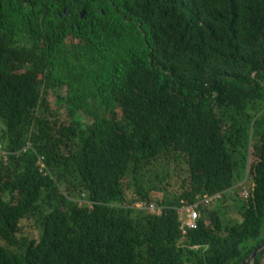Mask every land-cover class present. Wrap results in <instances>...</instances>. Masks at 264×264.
<instances>
[{"label":"trees","instance_id":"obj_1","mask_svg":"<svg viewBox=\"0 0 264 264\" xmlns=\"http://www.w3.org/2000/svg\"><path fill=\"white\" fill-rule=\"evenodd\" d=\"M0 133V264H264V0H0Z\"/></svg>","mask_w":264,"mask_h":264},{"label":"built area","instance_id":"obj_2","mask_svg":"<svg viewBox=\"0 0 264 264\" xmlns=\"http://www.w3.org/2000/svg\"><path fill=\"white\" fill-rule=\"evenodd\" d=\"M30 148H32V146L29 143L28 146L24 149V151ZM0 157L6 159V153L2 149L1 133H0ZM38 165H40L43 168L46 167L44 164V158L42 156L39 157ZM250 179L251 178L249 177L248 174L246 180L242 184H240V186L243 187L242 196L246 200H249L255 188L254 182H252L251 185L249 186L246 185ZM223 198H224V193H217L214 195L205 194L203 196H198L197 202L195 204L184 205L180 207L178 209V214H179V220L181 222V230L183 231V233L186 234L188 230H195L198 228L199 221L202 218L201 207L207 208L215 204L216 202L223 200ZM160 202L161 199L152 198V200L149 203H145L144 201H136L127 206L131 208H135L137 210L146 211L149 214L155 216H161L164 212L165 206L161 205Z\"/></svg>","mask_w":264,"mask_h":264},{"label":"rangeland","instance_id":"obj_3","mask_svg":"<svg viewBox=\"0 0 264 264\" xmlns=\"http://www.w3.org/2000/svg\"><path fill=\"white\" fill-rule=\"evenodd\" d=\"M49 101H50L51 105L54 106L53 105L54 104V102H53L54 101L53 95H50ZM254 160H255V158H254V149L252 148L251 154H250V161L251 162H254ZM179 173H181V172H179ZM127 182H128V179H126V181H124V184H127ZM252 182H253V180L250 179L247 182L246 185L249 186V185H251ZM242 192H243V187L240 186V185H238L237 187H235V189L233 190L232 193L234 194L235 197H237L238 199H241V200H243L245 202L247 200L245 198H243ZM133 195H134L133 188H128L127 191H126V197H127V200H128L129 203H130L131 200H133ZM152 197H153V199H162L163 194L162 193H158V192H154V193H152ZM231 202H233V201L231 200ZM126 205H129V204H126ZM231 206H232L233 209H235L234 203H232ZM34 233L35 234H38L39 233L38 228H36V230L34 231Z\"/></svg>","mask_w":264,"mask_h":264},{"label":"water","instance_id":"obj_4","mask_svg":"<svg viewBox=\"0 0 264 264\" xmlns=\"http://www.w3.org/2000/svg\"><path fill=\"white\" fill-rule=\"evenodd\" d=\"M92 1H93V0H92ZM84 14H85L84 11L81 12V18L84 17ZM262 248H264V244H262V246H260L257 250H255V251L253 252V254L251 255V262H252L253 258L255 257V254H256L258 251H260ZM246 261H247V260H244L241 264H246Z\"/></svg>","mask_w":264,"mask_h":264}]
</instances>
